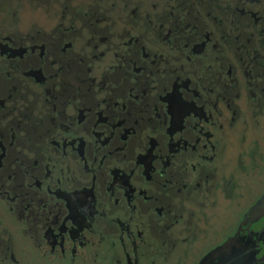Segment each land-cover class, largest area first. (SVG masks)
I'll list each match as a JSON object with an SVG mask.
<instances>
[{
	"label": "flooded vegetation",
	"instance_id": "1",
	"mask_svg": "<svg viewBox=\"0 0 264 264\" xmlns=\"http://www.w3.org/2000/svg\"><path fill=\"white\" fill-rule=\"evenodd\" d=\"M260 131L264 0H0V264H264Z\"/></svg>",
	"mask_w": 264,
	"mask_h": 264
},
{
	"label": "rangeland",
	"instance_id": "2",
	"mask_svg": "<svg viewBox=\"0 0 264 264\" xmlns=\"http://www.w3.org/2000/svg\"><path fill=\"white\" fill-rule=\"evenodd\" d=\"M260 142L262 143V146L264 148V131H260ZM264 168V166H263ZM253 184L254 183H258V184H264V171H262V173L260 171H255V174H253V176L251 177L250 180ZM261 190V187L259 185H255L254 189L250 190L249 192L251 193H258ZM248 198V197H246ZM245 205L243 199H241L240 201H238V203L236 202V204L231 208H228L226 206H221L219 208L220 210V218H224L227 219L228 216H232L233 214L237 213L240 208H242Z\"/></svg>",
	"mask_w": 264,
	"mask_h": 264
},
{
	"label": "water",
	"instance_id": "3",
	"mask_svg": "<svg viewBox=\"0 0 264 264\" xmlns=\"http://www.w3.org/2000/svg\"><path fill=\"white\" fill-rule=\"evenodd\" d=\"M254 212H260V213H258V215L263 216L264 215V205L261 204V205L257 206L256 209L254 210ZM217 254H218V251L214 252L212 255H213V257H216Z\"/></svg>",
	"mask_w": 264,
	"mask_h": 264
}]
</instances>
